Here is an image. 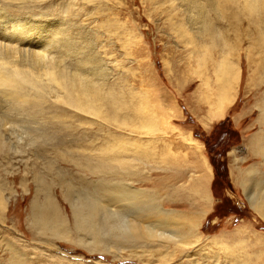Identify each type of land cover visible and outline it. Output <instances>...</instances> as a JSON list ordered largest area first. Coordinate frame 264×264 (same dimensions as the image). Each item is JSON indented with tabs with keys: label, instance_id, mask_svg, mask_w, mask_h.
<instances>
[{
	"label": "rangeland",
	"instance_id": "1",
	"mask_svg": "<svg viewBox=\"0 0 264 264\" xmlns=\"http://www.w3.org/2000/svg\"><path fill=\"white\" fill-rule=\"evenodd\" d=\"M18 21L41 30L16 40ZM48 43L45 60L63 72L86 59L79 73L96 91L68 97L42 72L38 84L50 87L0 82V264H264V0H0L1 45ZM232 98L218 133L234 131L214 148H225L227 166L229 151L241 150L236 176L216 177V210L199 238L176 248L175 229L152 224L145 250L118 248L128 230L127 220L113 223L122 207L113 178L127 172L119 154L197 146L199 125L185 111L183 129L165 108Z\"/></svg>",
	"mask_w": 264,
	"mask_h": 264
},
{
	"label": "crops",
	"instance_id": "2",
	"mask_svg": "<svg viewBox=\"0 0 264 264\" xmlns=\"http://www.w3.org/2000/svg\"><path fill=\"white\" fill-rule=\"evenodd\" d=\"M233 103L232 98L225 107L216 105L201 111L197 103H188V106L171 103L165 109L173 110V117L183 129H188L185 123L186 111L194 123L199 125L196 124L198 128L208 134L217 120L227 116ZM231 121L236 125L233 114ZM185 132L190 135L192 131ZM192 137L200 142L198 148H128L127 153L119 154V168L121 166L127 172L113 178L114 183L119 186L118 195L113 196V200L115 203L116 200L122 202V207L113 210V223L124 225L127 220L128 230L127 234L118 232L119 242L121 238V243H124L119 244L118 248L128 249L129 252L137 248L140 251L145 250L154 240L145 229L152 224L172 226L176 231L173 235L176 248H185L184 246L199 238L200 226L213 212L217 203L213 187L216 177L205 144L193 134ZM258 150L264 154V147L257 148ZM235 152L240 153L241 150L229 151L228 166L226 165L227 176L231 182L233 180L230 172L236 176L235 167H230L237 159ZM115 161L113 152V165ZM245 172L238 179L239 185L246 177ZM143 254L144 252L139 253Z\"/></svg>",
	"mask_w": 264,
	"mask_h": 264
},
{
	"label": "bare ground",
	"instance_id": "3",
	"mask_svg": "<svg viewBox=\"0 0 264 264\" xmlns=\"http://www.w3.org/2000/svg\"><path fill=\"white\" fill-rule=\"evenodd\" d=\"M28 23L30 25H25V22L18 21V24L15 25V26H18V28L17 27L13 28V32H14V34H16L14 39L17 40L19 38L18 40H24L22 38V36H27V38H30L31 35L33 34V32L39 33V31L41 30L40 25H37L35 23H30V22H28ZM64 42L66 43L67 40L64 39ZM67 44L68 43H66V45ZM49 45H50V43H48L47 45L39 44L37 46V49L34 48L33 50H26V52H25V51L22 50V48H20L16 44L14 46H12V45L8 46V45H1L0 44V82L6 83V81L4 79H7V81H11V82L15 83L16 85H19V84L22 83L21 86H23L25 81L21 82V79H25V78L28 79L29 78V79H32L30 83H32L33 86H35V87H38V88L50 87V84L49 85L47 84V86H41V87H40V84H38V82H37L38 80L37 79L41 78L40 72H42L44 75L48 76V81L54 82L56 84V88H59L60 90L61 89L65 90L66 93H67L65 95H68V97H69L70 94L75 92V93L80 94L81 96L82 95L83 96L84 95L85 96H87V95L89 96L90 95L89 98H91V95H92V94H90L91 86H94L95 84L94 85L89 84L90 81L87 82L88 80H86V79H84L82 77L84 74L83 73H79L81 71H86V66H87L86 65V61H85L86 59L79 58L77 61H75V65L74 64L72 65V66L76 67V69H75L76 73H74V74L70 73L71 72V71L69 72L70 69L68 70V73L66 72V69L63 72V71H61V69H59V64L58 63H56L55 61H52V60H50V61H46L45 60V57H47L45 55V52L48 51V49L50 47ZM68 45H70V44H68ZM51 47H54V46L51 45ZM7 65H9V67H7ZM67 66H69V65H67ZM24 67H27L29 69L28 70H24L23 69ZM29 72H31V73H29ZM91 74L94 75L93 72H91ZM29 81L30 80H28V82ZM24 87H26V86H24ZM27 88L31 89L30 87H27ZM52 88H53V86H51V89ZM94 88H95V86L93 87V89ZM57 91L59 92V90H57ZM95 95H97V94L95 93ZM97 98H99V97H97ZM84 101H85V99L84 100L75 99V101L72 99V100H69L67 104H71L72 103L75 106L83 108V106L84 107L86 106L85 102L87 100L85 102ZM219 103H226V101L221 100ZM223 105H224V107L226 106L225 104H223ZM223 105H220V106H223ZM220 106H218V107H220ZM218 112H219V110H218ZM191 148H198V147L196 145H194V146H191ZM255 170L256 169H254V168L253 169H249L247 171V173L244 171L246 173V175H247L246 182L248 184H249L248 180L255 178L252 175V173ZM246 182H245V185L249 189V186L246 184ZM241 184H243V183L241 182ZM243 189H244L243 190L244 193L246 194V197L248 198V200L250 202V205L253 208H255L256 207L255 206V202H256V199H257L255 197V194L254 193H249L250 191H248V189H245V188H243ZM118 226H120V225H118Z\"/></svg>",
	"mask_w": 264,
	"mask_h": 264
},
{
	"label": "trees",
	"instance_id": "4",
	"mask_svg": "<svg viewBox=\"0 0 264 264\" xmlns=\"http://www.w3.org/2000/svg\"><path fill=\"white\" fill-rule=\"evenodd\" d=\"M187 118L190 120H193L191 118V116H189V115H187ZM228 122H230V120H228V119L220 120L219 122L214 124V126H213V128L209 134L203 133L201 130H200L201 131L200 132L198 127H197L198 129L196 128L193 131V136L196 138H199L205 144L206 153H207L208 157H209V155H212L209 157V160L213 166L215 177L219 178L220 176H222L225 179L228 177L227 176L226 163L223 160L225 148H221V150H218L219 148H214V147H218L220 143H221V145L229 144L232 133L234 131L233 128L231 130L227 129V128L222 129L218 133L219 128L221 126L228 124ZM216 134H218V138L216 139V141L214 143H212L211 140L214 137V135H216ZM214 210H216V208ZM212 213H211V215H212ZM211 215H209L207 217V219H210Z\"/></svg>",
	"mask_w": 264,
	"mask_h": 264
}]
</instances>
